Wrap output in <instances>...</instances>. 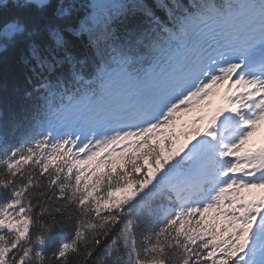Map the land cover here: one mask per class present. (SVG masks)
<instances>
[{"label":"snow or ice","instance_id":"obj_1","mask_svg":"<svg viewBox=\"0 0 264 264\" xmlns=\"http://www.w3.org/2000/svg\"><path fill=\"white\" fill-rule=\"evenodd\" d=\"M94 2L80 6L78 27L73 26L76 5L63 2L51 12H29L5 25L4 35L21 48L23 67L10 85H0V127L10 116L22 141L11 146L0 135L6 177L0 186L13 192L11 201L0 205V264H47L44 252L31 246L30 225L44 233L35 240L43 245L54 225L73 219L44 223L50 211L39 202L34 216L26 195L33 176L23 171L29 164L48 173L46 187L56 185L79 209L80 230L53 253L57 264H69L70 254L91 264L97 246L122 217L126 222L103 257H114L112 264H264V139H256L264 126V0H242L254 10L247 38L223 44L188 38L199 36L215 17L231 16L233 0H172L162 5L166 19L133 3L102 21ZM33 3L45 9L50 0H16L14 7L28 9ZM137 11L146 25L137 26L138 35L137 28L130 30L134 40L121 41L112 21ZM58 17L65 18L64 25L56 24ZM69 33L86 36L94 49L91 60L106 55L112 62L105 67L130 64L131 47L155 51L165 40L181 45L185 55L164 86L130 114L115 120L58 119L88 103L87 89L94 83L91 60L76 54ZM25 48L30 55L23 54ZM20 78L22 86L16 83ZM221 89L222 103L213 107L211 97ZM194 110L199 114L183 119ZM156 197L166 201L163 226L144 224L138 240L141 225L134 217ZM93 214L95 222L85 219ZM119 246L124 258L116 254Z\"/></svg>","mask_w":264,"mask_h":264},{"label":"trees","instance_id":"obj_2","mask_svg":"<svg viewBox=\"0 0 264 264\" xmlns=\"http://www.w3.org/2000/svg\"><path fill=\"white\" fill-rule=\"evenodd\" d=\"M23 2V0H20ZM61 2L65 6L76 5V10L73 13V26L78 27L76 21L83 16L84 9L80 7L81 5H86L90 2V0H50V5L46 6L45 9H39L36 3H33L28 9H19L14 7L11 2L7 8H0V85L4 83L12 82V77L14 73H18L20 69L23 67L20 58L22 55L21 48L14 47L12 39L4 35L5 25L10 23L11 21L20 18L23 20L24 16L29 12H38V11H53L56 5H59ZM184 2V0H181ZM2 3V0H0ZM133 3H142L149 8L162 19H165L164 13H167L166 8L162 5L168 4L171 5L172 0H127V5L122 4L120 0H95L92 4V7L95 9V15L100 18L102 21L105 17L112 13L114 15H118V10L124 7H134ZM66 22L65 18L58 17L56 19V24L64 25ZM146 18L139 11L136 12L135 15H130L127 18L121 17L112 21V28L115 30L116 36L121 41L134 40L135 37L130 35V30L133 28H137L138 25H146ZM139 33V29L137 28V34ZM70 41H72L74 45V51L81 59H86L87 62L90 63L92 53L94 51L93 48L87 45V38L84 35L75 36L71 33L68 34L67 37ZM106 49V45H102ZM130 54L132 57L138 55L140 53V49L135 47L130 48ZM24 55H30V51L26 48L23 50ZM106 55L101 56H93L91 60V65L89 69V76L91 77V73L94 72L97 64H101L104 61ZM106 59H109L106 57ZM136 62V61H135ZM127 64V63H126ZM129 64V63H128ZM131 66V64H129ZM155 70H153L149 66H144L143 68L133 71L124 66V63L117 64V68L113 71L103 70L99 73L98 77L104 81L108 82V77L112 75V81L118 80L124 83H130L132 81L136 82V87L138 92H144L146 90V82L148 75H153ZM17 85L22 86V78L16 81ZM133 83V82H132ZM198 110H194L192 113L186 114L183 119L190 120L198 115ZM0 135L5 137V143L11 146L19 145L22 141L21 130L13 131V124L11 121V117L6 118V122L3 127H0ZM3 156V144H0V157ZM35 159V158H34ZM4 169L0 167V180L5 179ZM23 171L25 173H31L33 176V186L29 189V192L26 195L32 201L34 205V216L39 213V204H43L50 211V215H45L42 218V221L47 224H52L53 219L57 221H67L68 215H72L73 219L71 222L54 225L48 232L47 238L43 245H41L36 240L38 235H44L42 230L36 224L30 225V237L33 241L32 247L35 250H42L45 254L47 264H57L53 253L57 252L64 244L71 243L75 237L76 233L80 230L79 220L77 217L79 216L78 207L71 205L65 196H61L56 185H53L51 189L46 187L47 185V176L48 173H43L41 175L39 166H34L32 164L25 165ZM52 171V169H49ZM19 173L17 174V179H19ZM142 175V173H141ZM37 181L40 182V186L37 187ZM44 193V195H41ZM101 195L105 194L104 189H101ZM13 198V192L11 186L8 188H4L0 186V205L8 203ZM138 199V198H137ZM163 204H166V201L162 200L160 197H156L155 199L149 200L146 204H144L139 211L137 212L134 219H136L140 223V227L136 229L138 240L143 239V235L145 229L143 228L144 224L149 222L155 223L157 227L163 226L162 224V212L161 207ZM61 209L60 212H57L56 209ZM101 215H108L107 212H102ZM94 214L92 217H86L85 219L94 220ZM126 217H122L121 221L113 228L112 233L108 238L102 239V243L97 246L96 251L91 258V264H112L114 257H109L107 260H104V253L108 245L111 243V240L119 235L120 229L123 227L126 222ZM86 236H90V233H86ZM119 244V242H118ZM84 250L83 244L80 246V252L82 253ZM16 250H14L15 252ZM117 255L121 258H124L125 252L122 246H119L117 249ZM69 264H81L83 259L80 254H70Z\"/></svg>","mask_w":264,"mask_h":264},{"label":"clouds","instance_id":"obj_3","mask_svg":"<svg viewBox=\"0 0 264 264\" xmlns=\"http://www.w3.org/2000/svg\"><path fill=\"white\" fill-rule=\"evenodd\" d=\"M11 2V4L13 6H15L16 4V0H2V3H0V5L4 6V7H8L9 3ZM13 21H11L10 23H12ZM62 227V226H61Z\"/></svg>","mask_w":264,"mask_h":264},{"label":"bare ground","instance_id":"obj_4","mask_svg":"<svg viewBox=\"0 0 264 264\" xmlns=\"http://www.w3.org/2000/svg\"><path fill=\"white\" fill-rule=\"evenodd\" d=\"M148 99L147 95H146V100ZM101 112L98 113V115H100ZM96 116H93L91 119H95Z\"/></svg>","mask_w":264,"mask_h":264},{"label":"rangeland","instance_id":"obj_5","mask_svg":"<svg viewBox=\"0 0 264 264\" xmlns=\"http://www.w3.org/2000/svg\"><path fill=\"white\" fill-rule=\"evenodd\" d=\"M260 139H264V133H263V135L259 138V140H260Z\"/></svg>","mask_w":264,"mask_h":264}]
</instances>
